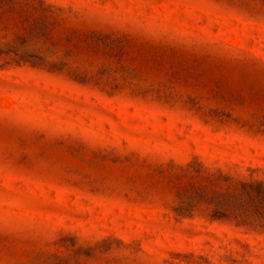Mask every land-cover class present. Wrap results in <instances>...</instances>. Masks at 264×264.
Returning <instances> with one entry per match:
<instances>
[{
	"label": "rangeland",
	"instance_id": "1",
	"mask_svg": "<svg viewBox=\"0 0 264 264\" xmlns=\"http://www.w3.org/2000/svg\"><path fill=\"white\" fill-rule=\"evenodd\" d=\"M264 0H0V264H264Z\"/></svg>",
	"mask_w": 264,
	"mask_h": 264
},
{
	"label": "trees",
	"instance_id": "2",
	"mask_svg": "<svg viewBox=\"0 0 264 264\" xmlns=\"http://www.w3.org/2000/svg\"><path fill=\"white\" fill-rule=\"evenodd\" d=\"M242 186L244 188L243 193L245 195L254 196L257 197L260 200L264 199V183L261 181L254 182V183H242Z\"/></svg>",
	"mask_w": 264,
	"mask_h": 264
}]
</instances>
